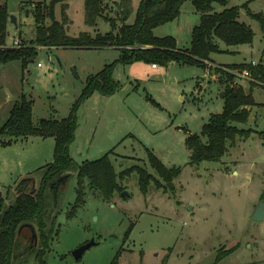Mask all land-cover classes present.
Here are the masks:
<instances>
[{"label": "rangeland", "instance_id": "rangeland-1", "mask_svg": "<svg viewBox=\"0 0 264 264\" xmlns=\"http://www.w3.org/2000/svg\"><path fill=\"white\" fill-rule=\"evenodd\" d=\"M139 1L131 0L127 23L133 21ZM246 1L228 0L225 7ZM114 2H108L106 19H118ZM246 4L250 12L264 17V0ZM6 5L16 22L9 19L5 45L16 38L21 43L28 41L34 28V3L7 0ZM223 8L214 3L215 11ZM245 10L240 9L238 18L253 30L251 43L227 46L219 40L223 52L211 54L212 61L204 62L203 67L171 62L152 68L139 60L118 63L112 73L118 89L111 95L94 90L74 109V138L68 148L73 160L81 164L109 153L117 173L134 170L118 179L120 189L109 201L91 190L85 179L83 204L68 220L66 213L75 202L78 185L76 171L67 176L55 195L59 213L47 264H108L118 250L119 264H264V219L249 217L258 201L264 202V86L251 82L250 74L246 78L231 68L242 62L264 63V36L258 21ZM66 13L71 36L110 30L102 18L93 27L84 22V0H69ZM199 18L187 0L177 18L156 27L153 33L173 36L176 47L184 49ZM119 53L118 48L109 47L39 46L24 69L19 60L0 63V126L21 94L32 102L34 126L41 119L67 117L86 77L117 59ZM227 85L241 86L250 93L253 104L246 106L248 120L238 127L252 132L248 138L236 137L228 144L219 161L190 165L185 139L199 134L209 116L221 112ZM7 140L0 136V199L4 208L14 202L21 178H33L26 182L25 191L40 185L37 169L52 161L54 145L52 137L29 136L1 143ZM148 152L166 168H180V174L169 180L161 178L151 167ZM136 169L152 176L146 194L140 191ZM123 190L127 195L120 194ZM89 241L95 244L75 259L72 251ZM23 257L16 264H37L33 254Z\"/></svg>", "mask_w": 264, "mask_h": 264}, {"label": "trees", "instance_id": "trees-1", "mask_svg": "<svg viewBox=\"0 0 264 264\" xmlns=\"http://www.w3.org/2000/svg\"><path fill=\"white\" fill-rule=\"evenodd\" d=\"M26 1L34 3L32 14L34 28L32 37L26 42H20L19 47L3 46L8 35L10 13L6 4L0 2V63L19 60L24 69L27 61L35 57L39 46L89 48L115 46L120 53L117 59L105 64L97 73L86 77L80 95L65 118L41 119L38 125L34 126L31 100L21 94L14 101L7 120L0 126V136L8 137L7 141L1 143L7 145L17 138L39 136L52 137L54 145L52 161L37 169V172H41L40 185L33 189L34 192H31L32 189L25 191L24 186L27 181H24L16 187L17 194L11 205L4 208L0 199V264H16L18 258H24L23 255L27 254H33L37 264H47L51 232L59 213L55 204V195L60 186L56 184V180L59 177L64 174L69 176L73 171L77 173L78 194L71 211L66 213L68 220L74 214L75 208L83 204L81 186L85 179L91 190L99 191L102 199L109 201L120 189L118 179L134 170V168L125 169L117 173L109 153L78 164L68 150L74 138V109L94 90L103 95H111L118 89L119 83L112 77L118 63L127 64L139 60L162 66L176 62L203 67L204 62L212 61L211 54L223 52L219 48V40L227 46L252 42L253 30L238 18L242 7L246 9L245 12L250 18L258 21L264 36V17L260 12L252 13L246 7V3L251 0L240 6L231 7H225L228 0H189L195 11L200 14V18L199 23L191 30L189 46L184 49L176 47L173 36H156L153 29L177 18L181 5L187 0H140L131 23L126 22L131 13V0H119L114 2L118 8L117 20L120 22L118 26L115 24L116 19L113 17L106 19L104 16L108 2L113 0H84V22L93 27L97 20L102 18L109 23L110 30L94 35L82 31L77 36L67 33L66 10L69 0H21V2ZM214 3L224 8L215 11ZM57 8L60 12L58 18ZM231 68L239 73L248 70L251 82L264 86V63L242 62L231 65ZM227 77L231 79L229 75ZM252 104L250 93L246 94L241 86H225L221 112L211 114L199 134H189L185 139V145L190 151L188 163L198 165L206 161L217 162L225 155L228 144H233L236 137L248 138L252 130L238 127V124L247 122L249 110L246 106ZM148 160L156 173L165 180L180 174V168H166L151 152H148ZM135 171L139 175L140 191L146 194L152 176L143 169ZM29 224L36 230V243L32 238ZM232 249L225 251V254ZM119 256L120 250L116 251L108 264H119Z\"/></svg>", "mask_w": 264, "mask_h": 264}, {"label": "water", "instance_id": "water-1", "mask_svg": "<svg viewBox=\"0 0 264 264\" xmlns=\"http://www.w3.org/2000/svg\"><path fill=\"white\" fill-rule=\"evenodd\" d=\"M10 20L12 23H15L16 22V18L10 14ZM67 174H64L62 175L61 177H59L57 180H56V184H61L65 181V179L67 178ZM33 178L32 177H23L19 180V182L17 183V186L16 187H19L24 181H30L32 180ZM31 192H34L33 190ZM120 194L122 196H125L127 195V192L126 191H121ZM263 205H264V202L262 200H259L257 205L255 206V208L252 210L251 214H250V219L253 220V221H261L264 217V210H263ZM31 229V233H32V238L34 240V243H36L37 241V234H36V230L35 228L32 226V225H28ZM95 242L93 241H89V242H86L80 246H78L76 249H74L72 251V254L74 256L75 259H79L82 254L84 253L85 250H87L90 246L94 245Z\"/></svg>", "mask_w": 264, "mask_h": 264}, {"label": "built area", "instance_id": "built-area-1", "mask_svg": "<svg viewBox=\"0 0 264 264\" xmlns=\"http://www.w3.org/2000/svg\"><path fill=\"white\" fill-rule=\"evenodd\" d=\"M3 46H13V47H19L20 46V40L18 38L14 39L12 41V43L10 45H3ZM37 65H39V63H37ZM152 66L154 67L155 64H152ZM241 76L243 77H249V72L248 70H243L242 72L239 73Z\"/></svg>", "mask_w": 264, "mask_h": 264}, {"label": "crops", "instance_id": "crops-1", "mask_svg": "<svg viewBox=\"0 0 264 264\" xmlns=\"http://www.w3.org/2000/svg\"><path fill=\"white\" fill-rule=\"evenodd\" d=\"M115 0H113V2H114ZM0 2H2V3H4V4H7V0H0ZM115 5V4H114ZM7 6V5H6ZM19 6L21 7V4H19ZM8 27H9V25H8ZM155 29V28H154ZM153 29V30H154ZM7 38V37H6ZM107 47H109V48H117V47H115V46H107ZM186 47H188V46H186ZM151 65V67L152 68H157V65H155L154 67L152 66V64H150ZM39 137V136H38ZM263 210H264V205H263ZM252 212V211H251ZM263 219H264V217H263ZM262 219V220H263Z\"/></svg>", "mask_w": 264, "mask_h": 264}]
</instances>
